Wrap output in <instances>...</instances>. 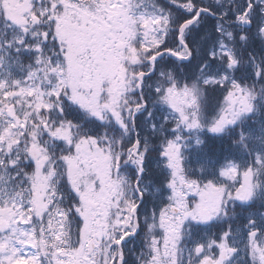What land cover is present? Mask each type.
<instances>
[{"label":"snow or ice","instance_id":"snow-or-ice-1","mask_svg":"<svg viewBox=\"0 0 264 264\" xmlns=\"http://www.w3.org/2000/svg\"><path fill=\"white\" fill-rule=\"evenodd\" d=\"M0 264H264V0H0Z\"/></svg>","mask_w":264,"mask_h":264}]
</instances>
